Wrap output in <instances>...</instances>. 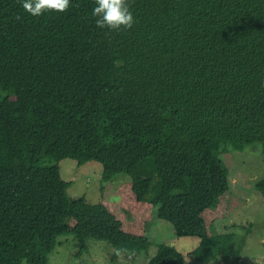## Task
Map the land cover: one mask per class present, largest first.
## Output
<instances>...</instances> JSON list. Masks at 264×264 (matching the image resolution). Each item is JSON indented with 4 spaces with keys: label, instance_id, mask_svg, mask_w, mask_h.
<instances>
[{
    "label": "trees",
    "instance_id": "1",
    "mask_svg": "<svg viewBox=\"0 0 264 264\" xmlns=\"http://www.w3.org/2000/svg\"><path fill=\"white\" fill-rule=\"evenodd\" d=\"M94 6L33 17L0 0V264H48L67 235L80 252L94 239L147 254V235L68 196L63 159L99 162L101 189L127 175L177 237L206 239L202 213L229 189L226 144L264 143V0H131L120 32L97 28ZM208 238L204 258L222 262L245 242ZM146 264L186 262L161 243Z\"/></svg>",
    "mask_w": 264,
    "mask_h": 264
},
{
    "label": "rangeland",
    "instance_id": "2",
    "mask_svg": "<svg viewBox=\"0 0 264 264\" xmlns=\"http://www.w3.org/2000/svg\"><path fill=\"white\" fill-rule=\"evenodd\" d=\"M226 148L221 161L228 171L229 189L219 197L215 208L202 213V218L208 237L224 232L245 237L239 258L231 257L227 262L221 258L205 259L209 238L177 237L169 222L153 216L155 210L149 203L137 202L127 175L118 174L101 189L99 162L78 166L75 160L67 158L58 165L61 178L70 182L68 196H84L91 204L105 202L123 232L147 235L151 246L147 254H131L106 241L89 239L87 248L80 252L76 239L60 236V244L48 255V264H146L161 243L173 246L184 256L186 264H264V196L255 188V183L264 177V143L245 145L241 151L231 144H226ZM73 223L71 218L70 226Z\"/></svg>",
    "mask_w": 264,
    "mask_h": 264
},
{
    "label": "clouds",
    "instance_id": "3",
    "mask_svg": "<svg viewBox=\"0 0 264 264\" xmlns=\"http://www.w3.org/2000/svg\"><path fill=\"white\" fill-rule=\"evenodd\" d=\"M21 4L23 10L30 16L40 17L46 12H67L70 0H21ZM94 4L91 15L95 18V26L99 29L107 28L110 32L126 31L136 22L130 10L131 0H94ZM261 87H264V82L261 83ZM100 203L104 205L103 202Z\"/></svg>",
    "mask_w": 264,
    "mask_h": 264
},
{
    "label": "crops",
    "instance_id": "4",
    "mask_svg": "<svg viewBox=\"0 0 264 264\" xmlns=\"http://www.w3.org/2000/svg\"><path fill=\"white\" fill-rule=\"evenodd\" d=\"M103 203H105V202H103Z\"/></svg>",
    "mask_w": 264,
    "mask_h": 264
}]
</instances>
